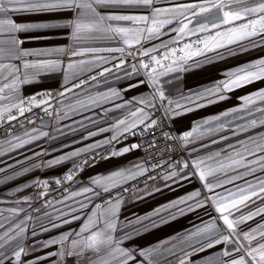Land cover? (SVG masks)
<instances>
[{
  "label": "snow or ice",
  "instance_id": "1",
  "mask_svg": "<svg viewBox=\"0 0 264 264\" xmlns=\"http://www.w3.org/2000/svg\"><path fill=\"white\" fill-rule=\"evenodd\" d=\"M163 3L164 0H0V127L3 122L21 123L20 117H24L29 123H34L25 116V113H32L34 108L41 109L45 116L51 108L54 116L58 115L52 103L53 100L60 103L58 97H66L69 92L75 93L77 88L83 90L86 83L91 86L90 81H97L100 76H104L107 82V74L112 72V68L123 71L129 79H132L134 75H143L144 79L130 84L128 88L130 90L140 85L150 86L151 95L142 96L139 100L133 98V101H126L124 105H116L117 108L126 107L134 101L135 105H141L136 107L135 111H130L128 117L117 121L115 127L118 135L105 140L102 144H92L81 150H73L59 159L48 162L51 166L65 160H73L75 170H79L82 164H87L88 161L77 164L74 158L86 152L94 154L97 148L111 145L113 141L118 143L121 136L126 139L128 135H135L133 129L138 125H144L142 132L158 130L159 122L151 119L146 109H156L159 106L164 109L165 116H169L170 113L180 115L183 111L191 110L185 108V104L203 107L217 99H225L226 92L258 80H264V58H261L238 65L226 72L224 79L207 87L196 91L189 90L187 95L181 94L179 99H170L166 91L172 81H162L161 77L177 69L187 70L185 66H199L200 61L193 60V58L206 55L207 52L214 51L217 57L223 59L225 54L236 55V50L231 47L232 45H236L241 51H248L249 46H257L255 37L259 36L261 41H264V0H167V6H160ZM98 9H103V11H98ZM9 13L55 15L48 21L17 23L9 16ZM65 14L68 18L62 22L60 16ZM173 24L175 27H171ZM166 28L167 31H165ZM57 29L68 30L66 35L73 42L71 48L52 47L30 50L22 45L35 37L22 39L17 35L38 30ZM173 33L175 35H172ZM164 36L168 39H163ZM192 37L195 39L193 40ZM153 39H159L160 43L143 47L136 54L128 50L135 45H140L141 41ZM101 40L118 41L119 46H80L86 41ZM220 49L225 51L221 52ZM69 53L73 58L89 57V59H70L65 64L61 57H66ZM104 53H119L120 55L108 56ZM180 53H183L182 58ZM133 55L148 57V59L131 64V71H129L124 68V65L131 63L126 57ZM29 57L39 59H28ZM6 60L19 63H4ZM113 60L118 63L113 64ZM189 60H193V65H189ZM109 64L112 68L104 67ZM96 68H102V71L91 77L85 75ZM56 71L65 73L66 83L62 91L58 93L37 92L30 97L20 95L22 85L32 83L42 74ZM81 76H83L82 79ZM6 80L8 82L4 83ZM75 94L78 97L77 104L83 109L99 106L102 101L107 102L112 97H120V93L115 89H109L108 92L101 93L98 97L88 95L86 99H80V93ZM240 99L243 105L239 111L246 112L248 116L253 117L245 123L237 124L235 127L232 121L225 123V118L237 111L233 109L231 113L225 112L223 116L204 121V125L210 126L204 131H201L204 125H198L192 131L175 139L191 143L202 137L205 132L215 133L227 128L232 136H238L240 133H248L257 127H264V107L260 106L264 105V89H259ZM77 110L73 107V111ZM256 113H259V117L255 115ZM34 115L38 119H43L38 113ZM240 119L245 120V117L241 116ZM237 128L239 132L236 131ZM2 131L6 133L7 129H2ZM25 135L29 138L22 139L16 136L14 137L15 142L13 139L0 141V154L4 152L5 143L8 150L12 151L38 139V136L30 133H25ZM39 135L48 136L49 133L41 132ZM89 135H95V133H89ZM162 135L165 139H173L168 133H162ZM220 139L229 140L230 137L223 135ZM211 142L217 143L215 139ZM148 146H155V138ZM138 147L141 146L137 144L124 146L122 149L110 152V155H122ZM201 147L205 145L202 144ZM176 163L183 174L173 171L165 179L179 176L180 181L191 182V179L195 177L201 181V188L205 191L195 189L167 205L154 209L152 214L136 217L135 221H128V224L132 225L133 231H139L136 228L137 224L140 228L147 230L149 226L158 227L159 222L164 221L163 213L175 218L173 210L184 214L185 209L195 211L197 208L205 207L206 204H212L225 227L223 229L217 227L216 220L213 219L190 233L188 241L194 240L199 245L196 248L189 243L188 247L192 248L191 253L185 251L183 243L178 246L173 245L171 248H165L162 245L159 248L150 247L146 250H130L121 247V238L113 235L117 230L118 221L116 212L119 208V197H117L115 202L112 199L106 202L108 207L103 212L92 213L87 218V223H84L74 236L62 234L59 239H48L43 242L34 240L28 245L24 243L27 233L24 220L16 222L13 219L23 209H10L11 215L0 219V264H5V260H8L9 264H49V258L56 256L74 257L77 264H130V262L131 264H159L157 257L165 254L166 264H170L168 258H175L177 264H188L190 255L205 252L217 245H229L230 247H225L218 254L209 255L204 264H264V223H258L256 227H250L247 230L240 228V225L246 224L256 216H264V178L256 175L258 171L264 173V133H258L256 137L248 136L245 139H237L235 144L229 143L224 149L210 152L191 161H177ZM185 169L188 171H183ZM28 170L27 167L23 169L25 172ZM4 171L5 169L0 168V172ZM145 171L147 170L142 166L134 165L131 169L117 171L106 177L100 176L94 178L92 184L102 191L84 187L82 192H93L94 195L101 196L102 193H110L111 188L115 187H121L123 191H127L128 189H124L123 185L130 180H135ZM248 176L254 179L249 180ZM66 179L71 181L74 176L68 174ZM55 183L60 184L61 180L58 179ZM229 184L233 187H226ZM38 186L46 188L47 181ZM217 189L223 191L218 192ZM78 194L81 193H74V195ZM40 195L43 196L46 193L41 191ZM257 201L261 203L258 204ZM250 205H255V207H250ZM96 207L99 210L101 206ZM235 213L239 215L236 216ZM2 215L0 213V216ZM78 218L73 216V219ZM57 226L52 223V227ZM41 227L43 231L48 230L43 225ZM31 236H37L35 229L32 230ZM124 237L131 238L128 233H124ZM65 244L67 247L62 251L29 256L30 252L35 253L39 249ZM178 251L182 255H178ZM55 264H64V261L60 259Z\"/></svg>",
  "mask_w": 264,
  "mask_h": 264
},
{
  "label": "crops",
  "instance_id": "2",
  "mask_svg": "<svg viewBox=\"0 0 264 264\" xmlns=\"http://www.w3.org/2000/svg\"><path fill=\"white\" fill-rule=\"evenodd\" d=\"M160 6H167V0ZM103 11V9H98ZM55 14H13L9 13V16L17 23L20 22H40L48 21L53 18ZM68 18L67 14L60 16L63 22ZM171 27H175L173 24ZM167 31V28L165 29ZM67 29L57 30H38L29 33L17 34L19 38L35 37L26 41L22 47L30 50H43L52 47H64L71 48L73 42L71 38L66 35ZM172 35H175L174 33ZM6 38V37H5ZM163 39L167 40L168 37L164 36ZM257 46H249L248 51H241L236 45L231 47L236 50V55L225 54L223 59L217 57L216 52L210 51L206 55L196 56L193 60L200 61L199 66L193 65V60H189L187 70H174L171 73L161 77V80H171L172 83L167 86L166 95L170 99H179L181 94L187 95L189 90H199L202 87H207L214 82L224 79V74L231 69L236 68L238 65L245 64L250 61H256L264 58V41H261L260 37H255ZM159 39L141 41L140 45H135L128 49L132 53L136 54V51L143 47H150L152 44H159ZM245 43H247L245 41ZM81 47H117L119 42L111 41H86L80 45ZM219 51L224 52V49ZM108 56H119V53H104ZM134 56V55H133ZM127 56L126 59L131 63H126L124 68L131 71V64H133L132 57ZM89 59V57H71L62 56L61 59L65 64L70 59ZM28 59H39L38 57H29ZM4 63H19L17 61H4ZM118 61L113 60V64ZM104 67L112 68V65H105ZM102 68H96L91 73L85 75L91 77L96 75L97 72H101ZM65 73L63 71L49 72L37 77L35 81L30 84H24L20 88V95L25 97L28 94H32L47 88H57L63 90L65 85ZM81 79L83 76L80 77ZM144 79L143 75L133 76L129 79L123 71L112 68V72L107 74V82L105 77L100 76L97 81H90L91 86L86 84L84 89L77 88L75 93H80V99H86L88 95L99 96L101 93H106L109 89H115L120 93V97H112L111 100L102 101L99 106L89 109L80 108L77 104V95L73 92H69L66 97H63L55 107L58 115L54 114L40 122L32 123L12 133V135L4 140L13 139L20 136L22 139H28L29 137L25 133H30L33 136H38V139L25 145L22 148H18L12 151L8 150V146L4 144V152L0 154V168L5 169L4 172H0V219L11 215L10 209H23L18 216L13 217L16 222L21 219L24 220L25 227L27 229L26 239L24 243L26 245L32 244L34 240L46 241L48 239H59L62 234H68L74 236L79 232L84 223H87V218L94 212H103L107 207V201L119 197V208L116 212L118 217L117 230L114 232L115 237H120L122 240L121 247L130 250L148 249L150 247L159 248L162 245L165 248H171L173 245H180L183 243L185 251L191 253L192 248L188 247L191 243L193 247L198 248L199 245L195 241H188V235L194 232L198 227H202L205 222H211L216 220L217 227L223 229L222 219L219 218L212 204H206L203 208H197L195 211H187L185 209L184 214L175 212V218L170 217L167 213H163L164 221L159 222L158 227L149 226L147 230L140 228L136 225L139 231H133L132 225L128 224V221H135L136 217H144L148 214H152L154 209L160 208L162 205H167L171 201H175L180 197L187 195L189 192L200 189L201 181L193 177L191 182L187 180L180 181L179 176L171 179H165L169 177L173 171L183 174L181 168L178 166L169 170L166 174L153 178L147 183L135 188L128 194L112 196L106 199V196L119 187L111 188L110 193H102L101 196H96L93 192L83 193L84 187L93 188L96 191H102L98 189L96 185L92 184L94 178L100 176H109L117 171H124L133 168L134 165H140L144 169L143 160L140 156L138 148L124 153L118 156H111L101 164H97L85 170L83 174V182L73 191L62 196L58 200H55L47 207L41 210H31L30 204L33 200V185L42 177L59 174L74 165L73 160H65L59 164H53L49 166L48 162L54 159H59L66 153H70L73 150H81L92 144H102L105 140L110 139L114 135H118L116 124L120 119H124L129 116L130 111H135L136 107L141 105L133 104L126 107L117 108L116 105H124L126 101L139 100L142 96L151 95V87L140 85L138 88H132L129 90L130 84H135L139 80ZM8 81H4L7 83ZM70 86V84H69ZM259 89H264V80H258L254 83L248 84L243 87L236 88L233 91L225 93V99L216 100L211 104H207L203 107H195L191 104H185V108L191 110L183 111L180 115L170 113L169 119L176 131L177 137H182L184 133L192 131L198 125H204V121L211 120L216 116H223L225 112L231 113L233 109H237L235 114L225 118V123L229 121L233 122V127L237 124H243L246 120L253 117L248 114L239 111V108L243 105V101L240 99L243 96H247L250 93H255ZM259 104V102H257ZM167 106V102H165ZM264 107V105H260ZM73 107L77 108V111H73ZM146 111H149L146 109ZM259 117V113L255 114ZM244 116L245 120H241L240 117ZM138 125L136 128L140 127ZM210 127L204 125L201 131ZM134 128V129H136ZM35 129V131H34ZM103 129V131H102ZM133 129V130H134ZM75 130V131H74ZM239 132V129H236ZM47 132L48 136H40L39 133ZM89 133H95V135H89ZM258 133H264V127H257L252 129L248 133H240L238 136H232L231 131L227 128L215 133H207L195 139L194 142L181 144L184 150L183 161H191L198 157H203L210 152L224 149L229 143H236L237 139H245L248 136L256 137ZM194 135H198L194 133ZM227 135L229 140H221L220 137ZM215 139L217 143L213 144L211 141ZM131 141H120L117 143L113 141L111 145H104L95 150V152L101 151L108 146L113 145V151L122 149L124 146L132 145ZM205 147H201V145ZM229 151H231L229 149ZM45 152L47 154H45ZM91 153H84L80 157L74 158L75 163H78L83 157ZM251 159V157H250ZM19 162V163H17ZM9 165L11 167H9ZM35 165V166H33ZM27 167V172L23 169ZM147 170V169H146ZM188 171V170H183ZM145 171L142 175L146 174ZM19 173V174H17ZM257 176L264 178V173L257 172ZM136 178V179H137ZM249 180H253L252 176H248ZM130 180L128 182H131ZM127 182V183H128ZM239 183V181H238ZM182 185V186H181ZM228 188H232L231 184L226 185ZM216 191L222 192V189ZM74 193H81L74 195ZM261 203V201H257ZM83 205V207H81ZM97 205L101 206L97 209ZM181 207H184L181 205ZM255 207V205H250ZM247 211V209H244ZM236 216L239 213H235ZM73 216L79 217L73 219ZM30 217V219H28ZM232 218V217H230ZM51 221V222H50ZM64 221H68L65 223ZM52 223L57 224V227H52ZM258 223H264V216H256L253 220L248 221L246 224L240 225L241 229L247 230L248 228H254ZM47 228V231H43L42 226ZM7 226V225H6ZM37 232L36 237L31 236L32 230ZM124 233H128L130 239L124 237ZM67 244L53 245L49 248L39 249L37 252L29 253L30 257L40 255L48 252H57L66 248ZM225 247L229 245H217L212 249H208L205 252H197L190 255L188 258V264H204L205 259L213 254L220 253ZM178 255H182L178 251ZM63 259L64 264H77L74 257H51L49 258V264H55L56 261ZM139 260V257H137ZM159 264H166V254L157 257ZM170 259V264H177L175 258ZM5 264H9L8 260H5ZM131 264V262H130Z\"/></svg>",
  "mask_w": 264,
  "mask_h": 264
},
{
  "label": "built area",
  "instance_id": "3",
  "mask_svg": "<svg viewBox=\"0 0 264 264\" xmlns=\"http://www.w3.org/2000/svg\"><path fill=\"white\" fill-rule=\"evenodd\" d=\"M192 39L194 40L195 37H192ZM136 53H138V50L136 51ZM180 56L182 58L183 53H180ZM147 59L148 57L134 55L131 61L133 62V64H137L139 60ZM43 91H51L54 93H58L62 90L57 88H47L38 92ZM35 93L28 94L25 97H30ZM62 98L63 97H58L59 100H61ZM52 103L55 106L58 104L56 100H53ZM34 113H38L39 116L43 118L42 120H45L53 115V110L49 108L47 116H45L39 108H34L32 113H25V116H27L28 118H30V120L36 123L42 120L38 119L37 116L34 115ZM149 114L151 116V119L157 120L159 122L160 127L158 130L153 129L151 132H142L144 125H141L140 127L133 130L135 132V135H128L126 139L123 136L120 137V141H131L132 143L141 146L138 147V150L143 160L144 166L147 169L146 174L131 182L124 184L123 188L128 189L127 191H123L122 188L119 187L112 191L110 194H108L106 196V199L112 196L128 194L135 188L147 183L153 178L160 177L166 174L169 170L178 167L176 163L177 161H183V146L180 140L175 139L177 138L176 131L169 117L164 115V109L158 106L156 109L149 110ZM20 121L21 123H17V121H12L11 123L3 122L2 127H0V140H4L10 137L13 132L22 129L29 124H32L25 120L24 117H20ZM2 129H7V132L4 133ZM162 133H168L171 137H173V139H165ZM153 138H155V146L149 147L148 145L153 140ZM112 151L113 145L108 146L101 151L95 152L94 154L91 153L83 157L77 164H82V161L85 160H87L88 163L82 164V167L79 170H75L73 165L62 173L40 178L32 187L33 200L30 204V209L33 211L41 210L50 205L55 200H58L62 196L75 190L83 182V174L85 170L106 161L109 157H111L110 152ZM68 174H72L74 176V179H72L71 181L67 180L66 176ZM58 179L61 180L60 184L55 183V181ZM44 181H47V187H39L38 184L43 185ZM41 191L45 192L46 195H40Z\"/></svg>",
  "mask_w": 264,
  "mask_h": 264
}]
</instances>
